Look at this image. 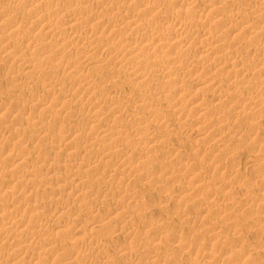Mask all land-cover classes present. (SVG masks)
Instances as JSON below:
<instances>
[{"label": "rangeland", "instance_id": "rangeland-1", "mask_svg": "<svg viewBox=\"0 0 264 264\" xmlns=\"http://www.w3.org/2000/svg\"><path fill=\"white\" fill-rule=\"evenodd\" d=\"M86 1L87 0H43L40 4L30 6L27 0H22V2L21 0H0V96L4 100V103L0 106V137L4 134L7 136L5 140L7 145L5 144L4 146H7L6 150H12L8 152L4 150L3 153L0 151V169L2 171L0 173V209L4 206L9 207L12 204L21 207L22 209L16 211L15 214L17 217L13 220H18L23 223V226L18 232H13V229L10 230L6 228L4 225L6 220L1 218L3 215H0V225H2L0 228H3L2 232L0 229V240H2L0 241V255H2L0 256V264H33L35 260L28 261L29 259L25 258L26 254L28 255L29 253H35L33 257H36V255L41 257L45 256L44 258H46V256L49 257L47 264H65L67 261L66 264H80L83 261L82 264H252L253 261L254 264H264L263 255H260L261 260L255 261L253 255L249 252L258 242L260 234L264 238V229L257 232L259 226L255 225L256 222L252 221L255 218H260V221L264 223V214L262 213L263 215H259L260 211L263 212L262 210H264L260 207L258 202V199L263 194L260 189L261 185L249 179L260 171H264V166H262V164L264 165V141L258 140L259 135H264V114H257L256 111H258V107H255L260 99L264 100V60L262 56L259 55L261 54L260 49L264 48V23L261 24L262 26H259L260 28H256L258 24L255 22V14L253 15L252 12L247 10L254 5L259 8L263 0H261L262 2H260V0H226L224 4L214 5V7L218 8L221 12L218 13L217 10L216 13H218V16L216 18H212L214 17L213 10L208 13L207 19L203 17L205 28H210L212 33L219 32V36L212 37L205 41L206 44L218 48L219 52L214 54H218L219 56L221 54L218 67H214L212 60H203L198 57L200 56L199 51H197L198 45L196 47L191 43L188 47H183V45L180 44L178 47H174L173 50L175 51L172 54L167 51L159 53L152 49L149 51L143 50L141 52L142 57H140L139 60L148 58L156 59L159 66V68H156L160 70L158 73L155 72V74L154 72L151 73L142 70L138 76L134 74L133 71L136 70L134 65L137 64L139 60L135 57V59L132 57L119 58L120 55L126 54L125 50H123V52L121 49L118 51L119 53L117 55L111 57V59L115 58L117 62L110 59V61H104L105 63L103 64L100 62L103 56H98L95 51H93V53H88L87 59L89 60L86 61L87 63L83 64L80 72L73 74L62 65L63 58L66 54L70 55L72 52H75L77 48L81 49V45L70 43L66 47L65 43H58L56 37L61 33H65V31L81 32L91 28L88 20L83 21V24L81 23L79 26L71 27L70 30L67 29L66 23L72 18L82 14L81 6H90V13L98 14L100 9L97 6L106 3L109 6L107 10H112V19L105 16L104 13H102V18H106L108 22L115 21H113L112 24L116 23V28L112 27V29L116 30L120 39L130 36L131 31L125 28L122 29L123 31L120 30V27L125 21H127V24L135 23V25L138 26V34L140 32V35L144 38L149 37L151 41H154L157 37H161L160 35L169 38L170 35L175 32L170 30L165 22L170 17L173 18L174 16V18L180 16L178 20H182L184 15H186L185 18L187 21L185 22L187 31L185 30L184 37L188 39L190 35L195 34L194 31L197 30V28L193 29L190 27V23H193L192 21L194 20L193 12L196 7L187 11L182 10L179 5L177 6L178 0H139V2L137 0H132L130 3L129 0ZM123 2L126 3V5ZM139 3L143 6L146 5L147 8L151 6V9L146 11L147 8L139 5ZM64 6L68 8L65 9ZM128 6H130V8ZM111 7L114 8L112 9ZM233 7L239 8V12H232ZM121 8L123 9L121 10ZM174 8L175 10H173ZM57 9H59V11H57ZM76 9L78 12L74 11ZM126 10L128 11L127 13ZM134 10L137 13L134 12ZM243 10L245 12H243ZM161 11L163 12L162 14ZM139 12L142 13L140 14ZM179 12H181V15ZM262 12L260 8V12H258L259 14L257 15L262 16ZM2 13H4V15ZM69 13L71 15L70 17ZM43 14L53 15V20L49 22V25H46V27L49 26L48 29L43 25L44 22H42L41 18ZM5 15L7 16L4 17ZM131 15L134 18H132ZM244 16H246L247 19L244 20L245 23H243L245 25L243 24L242 27L240 23H242L241 19ZM143 17H145V19H142ZM262 18L264 19V17ZM235 19L238 21L236 22ZM190 20L191 22L189 23ZM253 23H255V25ZM15 24H17L18 27L14 31L8 29ZM235 26L242 29L241 32L238 31L232 35L231 32ZM142 27L143 29H141ZM246 29L247 31L249 29L252 33L249 31L247 32ZM120 31L122 33H120ZM220 33L222 35H220ZM52 34L55 35L53 36ZM101 34L99 32L96 33L95 29L88 32V47L92 44L90 41L94 42L92 44L94 45L99 40L100 41L96 43V45L104 46L107 44L106 46L108 47L114 45L115 49L120 47L116 40L111 38V41L110 37ZM46 45L48 46L45 47ZM52 46L54 47L52 48ZM221 50H225L223 51L224 54ZM228 52L232 53L230 58L233 56L236 57L232 59L235 60V63L237 62L235 67H231L228 64L229 61L232 62L231 59L229 60ZM150 54H160V58L158 55L157 59L155 56H150ZM192 55V59H189ZM6 57H10L9 59H12L11 62L5 60ZM172 57L175 58L172 59ZM260 57L262 60H260ZM26 60L31 61L27 67L20 65ZM176 60L180 63L176 62ZM193 60L194 69L187 70L183 68L187 64L186 62H191ZM125 61H127V63H125ZM129 62H131V64ZM101 65L104 66H102V69L101 67L99 68ZM222 66L223 69H221ZM92 68L93 70H91ZM236 68H242L243 74L237 75L235 73ZM128 69L130 71H128ZM89 70L95 72L93 73L90 71L87 73ZM126 70L128 72H126ZM115 71L116 73H114ZM94 75L96 77L98 76L97 81ZM213 75L214 78L219 81L215 91L199 87V85L203 84L207 76L213 77ZM104 78L107 80L111 78V80L107 81L104 80ZM85 79L87 81L92 80V82L94 79V83H96L94 84L95 89H93L94 95L96 97L100 95L101 97L98 98L105 103L106 107L116 101L114 105H110L107 109H104V111H108H106L107 114L105 113L103 115L101 111H92V109L87 108V105L92 101L88 99V97L86 98L81 95L74 94L72 103L64 106H61L59 101H56L57 97L60 98V93L58 91L68 88L69 81L71 82L72 80L76 82L78 80L81 82V80L86 81ZM114 82L117 84L115 85ZM167 82L170 84L165 91V102L149 96L147 92L148 89L155 86L160 90ZM194 84H196V86ZM188 88H197L195 96H197V98L199 97V99L201 98L202 101H206L209 107L201 109L200 111H195L192 107H189L188 104L190 101L186 102L179 97L180 95H176L177 93L183 95L187 92ZM167 91H169V93ZM215 94L219 95V100L217 101L214 100ZM31 95H36L37 97L35 99L29 98ZM12 102H18L23 106L21 108H13ZM174 102L176 104H174ZM247 103L250 104L247 105ZM143 105H151V107L148 108L150 111L146 113L144 110L140 111V106ZM113 106H115V108ZM207 108H211V110ZM113 109H115V112ZM176 109L180 110L181 115L178 119L170 118L171 121L168 122L169 126L166 125L165 128L161 127L160 129L161 125L156 126V124L150 122V113L156 114L157 112L164 115L166 114L167 119H169V114L171 116ZM254 109H256L255 113ZM110 112L114 113L111 114ZM99 113L101 115H99ZM184 113H188V115ZM184 115L186 116L184 117ZM175 120H177V122ZM63 126L65 127L62 128ZM141 126L146 130H155V132H158L156 133L158 135L152 136V138L149 137L147 133L142 132V130L138 132ZM220 126L222 127L221 129L219 128ZM216 127L220 129L221 134L219 132V135L215 134ZM16 128H23V134L25 135L27 133V136H22L20 137L21 139L18 138L19 140L13 141L15 139L12 140L11 138L16 137L13 136ZM156 129H158V131H156ZM102 130H105V133L109 136L122 137L123 140L119 143L118 149L111 147L106 148V146L110 144L108 143L109 140L106 141L107 138L101 137ZM40 131L42 135L39 134ZM115 132H117V134ZM69 134H71V136ZM163 134L164 137H161ZM10 135L12 136L11 138ZM36 136L39 137L37 138ZM26 137L27 139L25 140ZM68 137H70V139ZM91 137L93 138L91 139ZM153 142L155 144H153ZM162 144L164 146H162ZM171 146H175L176 149H178L177 154L173 156L165 154L167 149ZM178 147H180V150ZM83 149L93 150L98 155L102 156L105 154L109 155V157H107V159H102L101 162L90 168H93L91 172H88V167L90 166L87 162V157L79 155ZM149 149L150 151H148ZM212 150L214 152L222 150L221 156H215ZM120 155H124L125 157L122 161L124 169H113L112 167L111 170L113 169V171L111 173L102 175V165L117 161ZM186 158H190L191 160L195 159V161H190L191 164L185 172H180L178 175L174 174L173 172L176 170V164ZM32 161L38 162L39 164L31 169L29 168V164ZM161 164L163 165L162 168ZM215 165L218 167L220 166L219 170L221 175L219 173H214ZM59 166L63 168V172L62 169H59ZM64 168H66V170ZM172 170L173 172H171ZM69 171L70 174H68ZM5 174L6 176H3ZM7 174L11 176L12 179L14 177L15 181L13 182L14 186L16 185L15 188L9 186V189L7 186L6 180L9 178ZM197 176L198 179L203 176L208 179L203 182H196ZM118 178L122 181V185L117 181ZM18 182L20 183L19 186ZM211 184H217V187L220 186L218 197H220V199L225 198L224 201L226 202L222 207H219L220 209L214 207L213 204H210L208 201H203L204 199L200 196L203 194L199 191L200 188L198 191H195L199 186H211ZM183 192L186 193L187 197ZM243 193L245 196H242ZM56 194L61 196V200L55 199L56 196L54 195ZM238 197L241 198L239 199ZM245 197L247 200L244 199ZM251 197L253 199H251ZM17 201L18 203L16 204ZM41 201H43V203L45 202L44 204H49V201L56 202L54 203L55 206L53 202H50V205L52 204L51 206H53L52 208L55 209V214L54 212L49 213L47 211L48 208L44 210L42 208L37 209L35 210L36 213L30 211L31 208L43 204ZM263 204L264 203H262V205ZM25 205H27V207H25ZM237 206H240V209L236 208ZM203 207L208 208L210 212H214L209 214L214 215L218 213L216 226L221 228L219 229L218 227L215 231L218 239L212 241V243H210V241L209 243L207 242L206 248L204 247L205 244H201L202 240L205 239H198L196 237L195 240L193 239L192 242L189 241V244L187 243L186 248L188 249L179 250L178 242L189 232L190 234L193 232L194 234H191L193 236L200 235L208 238L207 227L205 224L203 225V223H207L210 218L208 217V213H204ZM212 207L214 208L212 209ZM229 207L230 209H228ZM257 208L259 209L257 210ZM213 210H216V212ZM4 212L6 211H3V213ZM1 213L2 212H0V214ZM122 213L125 216L124 219L121 218ZM39 214L42 215L39 216ZM55 215L58 216L56 217ZM227 217L229 219L225 221ZM248 218H250L251 221ZM191 219L194 220L190 221ZM200 219H202L203 223H198L197 220ZM205 219L207 220L204 221ZM40 221L41 223L43 221V225L45 226H43L44 228L40 226L41 231L39 229ZM238 223L240 224L237 225ZM235 224L237 225L235 227L237 228L236 230H240L241 232L239 237L234 235V228L231 227ZM37 225L38 228L36 227ZM136 228H139V231L134 234ZM6 229L9 232L6 231ZM231 229H233V231H231ZM17 233H19L18 236ZM5 237H7V239ZM26 237L29 238L27 239ZM16 239L20 244L15 247L14 244L17 241L14 240ZM29 240H33L34 244H31ZM149 243L151 245H149ZM47 244L49 245L47 246ZM219 244L221 246H219ZM21 245L22 247H27L25 249V255L21 257V259H19V257L17 260H12L15 256L19 255L17 250ZM68 245L71 246L68 247ZM216 245L219 247L218 249ZM54 246L56 248H54ZM208 248L210 249L207 250ZM83 250L85 253H89L86 254L87 257L89 256L91 259L87 258L90 262L87 259L82 261V259L79 258ZM73 251L78 252L79 256L73 257L71 261L67 260L70 257V253L71 255L74 253ZM207 253H210V255ZM7 254L9 255L8 257ZM240 254L243 256L241 257ZM10 255L13 257H10ZM62 258L63 260L64 258L67 259L63 261ZM212 258H214V261H212Z\"/></svg>", "mask_w": 264, "mask_h": 264}, {"label": "bare ground", "instance_id": "bare-ground-1", "mask_svg": "<svg viewBox=\"0 0 264 264\" xmlns=\"http://www.w3.org/2000/svg\"><path fill=\"white\" fill-rule=\"evenodd\" d=\"M2 1V0H1ZM16 1V0H15ZM28 1V3H29V5L31 6V5H35V4H40L43 0H27ZM87 1H89V0H87ZM86 1V2H87ZM104 1H107V0H104ZM119 1V0H118ZM132 0H129V3L131 2ZM138 2H139V0H137ZM137 1H136V4H137ZM141 1V0H140ZM172 1H175V0H172ZM177 1V0H176ZM245 1V0H244ZM20 2V1H19ZM21 2H22V0H21ZM46 2V1H45ZM62 2V1H61ZM109 2V1H108ZM117 2V1H116ZM115 2V3H116ZM135 2V1H134ZM144 2V1H143ZM149 2V1H148ZM178 3H177V6L179 5V7L182 9V10H185V11H187V10H189V9H192L193 7L195 8L196 7V9L194 10V12H193V15H194V20L192 21L193 23H190L191 22V20L189 21V23H190V27H192L193 29L194 28H197V30L196 31H194L195 32V34H191L190 35V38H188V39H186L184 36H185V32L187 31V26L185 25V22H187L186 21V18H185V16L186 15H184V22L182 21V20H178V18L180 17V16H178V18H172V17H168L169 19L165 22V24H167V26L170 28V30H173L175 33L174 34H171L170 35V37L169 38H166V37H163V35H160L161 37H157L154 41H151L150 40V38L149 37H146V38H144L142 35H140V32H139V34H138V26H136L135 25V23H130V24H127L126 22L127 21H125V23H123V25L120 27V30H122L123 28H125V29H127L128 31H131L130 32V36L129 37H127V38H125V37H123V39H120V36H118V33H116V30H114V29H112V27H115V25H116V23L115 24H112V22L114 21H111V22H108V20L106 19H104V18H102L103 16V14L102 13H104L105 14V16H108L109 18H111L112 19V16H111V11L112 10H110V11H108L107 9H108V5L105 3V4H100V5H98L97 7L100 9V12L98 13V11H97V13L98 14H93V13H90L91 12V7L90 6H87V5H84L83 7L81 6V11H82V14L81 15H77L78 17H75V18H72L71 20H69L68 21V23H66V25H67V29H71V27H73V26H79V24H83V21H89V26L91 27V28H88L87 30H84V31H65V33H61V34H59L56 38L58 39V43H60V44H62V43H65L66 44V47H67V45L68 44H70V43H74V44H76V45H81L80 47H81V49H76V51L75 52H72V54H70V55H65V57L63 58V62H62V65H64L65 66V69H67V70H69V71H71V73H73V74H76V73H78V72H80L81 71V67L83 66V64H85V63H87L86 61L87 60H89V59H87V54L88 53H93V51H95V52H97V54H98V56L100 55V56H103V58H102V60L100 61V60H98V61H100V62H102V64L103 63H105L104 61H110V59H111V57H113V56H115V55H117L119 52V50L121 49V51H123V50H125V53L126 54H122V55H120L119 56V58H122V57H132L133 59H137V60H139V58L140 57H142L141 56V52L144 50V51H149V50H155V51H157V52H159V53H164V52H169L170 54H172L175 50H173L174 49V47L175 46H177L178 47V45H180V44H182L183 45V47H188L191 43L193 44V46H196L197 47V45H198V48H197V51H199V54H200V56H198V57H200V58H202L203 60L205 59H209V61H211L212 60V63H213V65H214V67L216 66V67H218V62H219V60H220V58H221V54H220V56L217 54V55H214V54H216V52H219L218 51V48L217 47H212V46H210V44H206V42L205 41H207V40H209L210 38H212V37H217V36H219V32L218 33H212V31L210 30V28L208 29V28H205L204 27V21H203V17L204 18H206L207 19V16H208V13H210L212 10L214 11L213 12V16L214 17H212L213 19L214 18H216L217 16H218V13L220 12V10H218V8H215L214 7V5L215 4H224V2L226 3V0H178L177 1ZM260 2H262L261 0H260ZM78 3V2H77ZM102 3H103V1H102ZM119 3V2H118ZM124 3V2H123ZM133 3V2H132ZM159 3V2H158ZM258 3H259V1H258ZM67 4H69V3H67ZM86 4V3H85ZM125 5H126V3H124ZM123 4V5H124ZM148 4V3H147ZM150 4V3H149ZM229 4V3H228ZM110 5V4H109ZM120 5V4H119ZM139 5H141L140 3H139ZM151 5V4H150ZM231 5H232V3H231ZM7 6V5H6ZM68 6V5H67ZM115 6H116V4H115ZM133 6V5H132ZM131 6V7H132ZM138 6V5H137ZM141 6H143V5H141ZM154 6H156V5H154ZM159 6V5H158ZM162 6V5H161ZM228 6V5H227ZM255 6V5H254ZM249 7L250 9H247V10H249V12H252V14L254 15L255 14V22L258 24L257 26H256V28H260L259 26H262L261 24H263L264 23V19L262 18V17H264L263 15H264V0H263V2L261 3V5H260V7L258 8L257 6H255V7ZM8 7H9V5H8ZM65 7V6H64ZM119 7V6H118ZM129 8H130V6H128ZM144 8H147V6L146 5H144L143 6ZM151 7V6H150ZM147 8L146 9V11H148V9H151V8ZM160 7V6H159ZM237 7V6H236ZM238 7H241V6H238ZM59 8V7H58ZM66 8H68V7H65V9ZM73 8V7H72ZM97 8V9H98ZM112 9L114 8V7H111ZM141 8V7H140ZM153 8V7H152ZM227 8H229V7H227ZM248 8V7H247ZM260 8H261V10L263 11L262 12V16H260V15H257V14H259L258 12H260ZM60 9V8H59ZM59 9H57V11H59ZM64 9V10H65ZM118 9V8H117ZM120 9V8H119ZM123 8H121V10H122ZM159 9V8H158ZM61 10V9H60ZM115 10V9H114ZM136 10V9H135ZM134 10V12H136ZM154 10V9H153ZM155 10H156V8H155ZM171 10V9H170ZM173 10H175V8L173 9ZM217 10H218V13H216L217 12ZM233 10V11H232ZM232 10H230V11H232V12H239V8H232ZM74 11H77V9L76 10H74ZM5 12V11H4ZM7 12V11H6ZM17 12V11H16ZM54 12V11H53ZM61 12V11H60ZM64 12V11H63ZM78 12V11H77ZM77 12H75V13H77ZM128 11L126 10V13H127ZM243 12H245L244 10H243ZM42 13H44V12H42ZM55 13V12H54ZM59 13V12H58ZM137 13V12H136ZM140 14L142 13V12H139ZM149 13V12H148ZM163 12L161 11V14H162ZM181 12H179V14H180ZM221 13V12H220ZM229 13V12H228ZM3 15H4V13H2ZM6 14V13H5ZM10 14V13H9ZM51 14V13H50ZM72 14V13H71ZM74 14V13H73ZM101 14V15H100ZM122 14V13H121ZM129 14V13H128ZM143 14H144V12H143ZM151 14V13H150ZM165 14V13H164ZM171 14H172V12H171ZM178 14V13H177ZM178 14V15H179ZM230 14V13H229ZM125 15H127V14H125ZM124 15V16H125ZM156 15V14H155ZM181 15V14H180ZM222 15V14H221ZM220 15V16H221ZM231 15H232V13H231ZM240 15V14H239ZM2 16V15H1ZM7 15H5L4 17H6ZM25 16V15H24ZM65 16V15H64ZM67 16V15H66ZM71 15H70V13H69V17H70ZM104 16V17H105ZM119 16V15H118ZM165 16V15H164ZM163 16V17H164ZM168 16V15H167ZM166 16V17H167ZM173 16V15H172ZM177 16V15H176ZM224 16V15H223ZM242 16H243V13H242ZM3 17V18H4ZM52 17H53V15H49V14H43L42 16H41V18H42V22H44V24L43 25H45V28L46 29H48L49 28V26H47L46 27V25H49V22H51L53 19H52ZM74 17V16H73ZM114 17V16H113ZM121 17V16H120ZM131 17H132V15H131ZM130 17V18H131ZM137 17H139V16H137ZM165 17V18H166ZM229 17V16H228ZM235 17V16H234ZM9 18V17H8ZM55 18V17H54ZM67 18V17H66ZM119 18V17H118ZM123 18V17H122ZM132 18H134V17H132ZM239 18V17H238ZM250 18V17H249ZM19 19V18H18ZM17 19V20H18ZM125 19V18H124ZM127 19V18H126ZM137 19V18H136ZM136 19H134L135 21H137ZM142 19H145V17H143ZM147 19V18H146ZM162 19H164V18H162ZM245 19H247L246 18V16H244L241 20H242V23H240V26L242 25V27H243V24L245 23ZM251 19V18H250ZM253 19V18H252ZM116 20V19H115ZM119 20H120V18H119ZM141 20V19H140ZM160 20H161V17H160ZM165 20V19H164ZM216 20V19H215ZM225 20V19H224ZM223 20V21H224ZM249 20V19H248ZM23 21V20H22ZM58 21V20H57ZM118 21V20H117ZM213 21V20H212ZM211 21V22H212ZM233 21H234V19H233ZM235 21H236V19H235ZM238 21V20H237ZM236 21V22H237ZM250 21V20H249ZM248 21V22H249ZM17 22H19V21H17ZM115 22V21H114ZM139 22V21H138ZM163 22V21H162ZM232 22V21H231ZM241 22V21H240ZM244 22V23H243ZM247 22V23H248ZM48 23V24H47ZM121 23V22H120ZM188 23V24H189ZM206 23V22H205ZM220 23V22H219ZM222 23V22H221ZM225 23V22H224ZM228 23V22H227ZM226 23V24H227ZM250 23V22H249ZM52 24V23H51ZM112 24V25H111ZM118 24V23H117ZM136 24H137V22H136ZM143 24V23H142ZM238 24H239V22H238ZM254 25H255V23H253ZM38 25V24H37ZM138 25V24H137ZM208 25V24H207ZM228 25H229V23H228ZM245 25V24H244ZM40 26V25H39ZM65 26V25H64ZM81 26V25H80ZM140 26H141V24H140ZM139 26V27H140ZM147 26V25H146ZM227 26V25H226ZM225 26V27H226ZM18 27V25L17 24H15V25H12L10 28H8V29H10V30H12V31H14L16 28ZM25 27V26H24ZM51 28V27H50ZM54 28V27H53ZM116 28V27H115ZM146 28V27H145ZM144 28V29H145ZM148 28V27H147ZM224 28V27H223ZM73 29V28H72ZM96 30V33L97 32H99L101 35H105V36H107V37H110V40H111V38L113 39V40H116L118 43V45L121 47H118V49H115V47H114V45L113 46H106L107 44H103L104 46H100V45H96V43H98V42H96V40H95V44L94 45H92L94 42H91L90 41V43H92L91 44V46L90 47H88L89 46V42H88V39H89V36H88V32H91V31H93V30ZM141 29H143V27L141 28ZM189 29V28H188ZM191 29V28H190ZM241 29L242 28H240V27H237V26H235V28H233L232 30V32H231V34L233 35V34H235L236 32H241ZM62 30H63V28H62ZM75 30V29H74ZM80 30V29H79ZM82 30V29H81ZM186 30V31H185ZM258 30V29H257ZM44 31V30H43ZM123 31V30H122ZM143 31V30H142ZM221 31V30H220ZM245 31V30H244ZM246 31H247V29H246ZM248 31H249V29H248ZM247 31V32H248ZM256 31V30H255ZM259 31V30H258ZM59 32V31H58ZM150 32H152V31H150ZM157 32H159V31H157ZM164 32V31H163ZM188 32H190V31H188ZM223 32V31H222ZM250 32V31H249ZM262 32V31H261ZM49 33H50V31H49ZM49 33H47V34H49ZM120 33H122L121 31H120ZM156 33V32H155ZM161 33V32H160ZM159 33V34H160ZM226 33V32H225ZM245 33V32H244ZM250 33H252V32H250ZM16 34V33H15ZM56 34V33H55ZM54 34V35H55ZM91 34V33H90ZM144 34V33H143ZM241 34V33H240ZM260 34V33H259ZM53 35V34H52ZM53 35V36H54ZM125 35H126V32H125ZM156 35H158V34H156ZM188 35V34H187ZM220 35H222L221 33H220ZM239 35V34H238ZM51 36V35H50ZM93 36V35H92ZM97 36V35H96ZM154 36V35H153ZM166 36V35H165ZM255 36V35H254ZM52 37V36H51ZM260 37V36H259ZM264 37V36H263ZM55 38V39H56ZM96 38V37H95ZM1 39H3V38H1ZM91 39V38H90ZM97 39V38H96ZM100 39V38H99ZM165 39V40H164ZM102 40V39H101ZM105 40V39H104ZM264 40V39H263ZM5 41V40H4ZM107 41H108V38H107ZM107 41H106V43H107ZM112 41V40H111ZM217 41V40H216ZM216 41H212V42H216ZM1 42V41H0ZM105 42V41H104ZM110 42V41H109ZM211 42V43H212ZM59 44V45H60ZM110 44V43H109ZM115 44V43H114ZM72 45V44H71ZM116 45V44H115ZM48 45H46L45 47H47ZM54 46H52V48H53ZM74 47H76V46H74ZM191 47V46H190ZM51 48V49H52ZM176 48V47H175ZM261 48V47H260ZM11 49V48H10ZM20 49H22V48H20ZM43 49V48H42ZM48 49V48H47ZM50 49V50H51ZM74 49V50H75ZM199 49V50H198ZM264 49V48H263ZM263 49H260V52H261V54H259L260 56H262V59L264 60V52H263ZM49 50V51H50ZM196 50V49H195ZM4 51V50H3ZM17 51V50H16ZM15 51V52H16ZM54 51V50H53ZM186 51V50H185ZM222 51V50H221ZM223 51H225V50H223ZM222 51V52H223ZM46 52H48V51H46ZM59 52V51H58ZM61 52V51H60ZM124 52V51H123ZM263 52V53H262ZM180 53V52H179ZM195 53V52H194ZM229 53V52H228ZM55 54V53H54ZM121 54V53H120ZM155 54V53H154ZM170 54H167V55H170ZM223 54H224V52H223ZM232 53L230 52L229 53V60L231 59H235L236 57L235 56H233V57H231L230 58V55H231ZM239 54V53H238ZM155 56L156 58H157V55H153V54H150V56ZM160 55V54H159ZM158 55V56H159ZM178 55V54H177ZM198 55V54H197ZM258 55V54H257ZM6 56V55H5ZM4 56V57H5ZM60 56V55H59ZM94 56V55H93ZM172 56V55H171ZM174 56V55H173ZM3 57V58H4ZM90 57V56H89ZM95 57V56H94ZM135 57V58H134ZM145 57V56H144ZM148 57V56H147ZM146 57V58H147ZM170 57V56H169ZM177 57V56H176ZM191 58H189V59H192V57H193V55L192 56H190ZM197 57V56H196ZM241 57V56H240ZM7 58V57H6ZM5 58V60H7L8 62H11V60L9 59V58H7L6 59ZM90 58H92V57H90ZM159 58H160V56H159ZM175 58V57H174ZM173 57H172V59H174ZM223 58V57H222ZM239 58V57H238ZM57 59V58H56ZM100 59V58H99ZM118 59V58H117ZM158 59V58H157ZM165 59V58H164ZM163 59V60H164ZM188 59V60H189ZM197 59V58H196ZM202 59H201V61H202ZM261 59V57H260V60H262ZM92 60H94V59H92ZM96 60V61H97ZM112 61L113 60H115L116 61V59L115 58H113V59H111ZM136 60V61H137ZM162 60V61H163ZM166 60V59H165ZM214 60V61H213ZM18 61V60H17ZM97 61V62H98ZM198 61V60H197ZM201 61H199V62H201ZM6 62V61H5ZM7 62V63H8ZM30 60H26V61H24V62H22V64H20V65H22L23 67H27L28 66V64H30ZM93 62H95V61H93ZM117 62V61H116ZM132 62V61H131ZM131 62H129L130 64H131ZM161 62V61H160ZM172 62H173V60H172ZM176 62H178V63H180L178 60H176ZM189 62V61H188ZM186 62L187 64L184 66V63H183V68H185V69H187V70H192V69H194V60L193 61H191V62ZM198 62V63H199ZM259 62V61H258ZM17 63V62H16ZM112 63H114V62H112ZM121 63V62H120ZM125 63H127V61H125ZM135 63V62H134ZM196 63V62H195ZM203 63V62H202ZM205 63V62H204ZM237 63V62H236ZM235 63V60H232V62H228V64L231 66V67H235L236 64ZM263 63H264V61H263ZM4 64V63H3ZM91 64V63H90ZM93 64V63H92ZM95 64V63H94ZM98 64V63H97ZM108 64V63H107ZM123 64V63H122ZM121 64V65H122ZM165 64H167V63H165ZM227 64V65H228ZM96 65V64H95ZM100 65V64H99ZM106 65V64H105ZM116 65V64H115ZM120 65V66H121ZM174 65V64H173ZM16 66H17V64H16ZM61 66V65H60ZM85 66V65H84ZM102 66L103 65H101V66H99V68L101 67V69H102ZM119 66V67H120ZM130 66V65H129ZM132 66V65H131ZM135 67H136V70H134L133 72H134V74H136L137 76L139 75V73H141V71L143 70V71H145L146 70V72L147 71H149V72H151V73H153L154 72V74H155V72H159V70L160 69H157L156 67H158L159 68V66H158V61L156 60V59H140L139 61H138V63L137 64H135L134 65ZM160 66H161V64H160ZM204 66V65H203ZM30 67V66H29ZM28 67V68H29ZM87 67V66H86ZM92 67V66H91ZM90 67V68H91ZM104 67V66H103ZM107 67V66H106ZM116 67V66H115ZM114 67V68H115ZM122 67H123V65H122ZM125 67V66H124ZM170 67V66H169ZM196 67V66H195ZM259 67V66H258ZM64 68V67H63ZM89 68V69H90ZM97 68V67H96ZM98 68V69H99ZM109 68V67H108ZM107 68V69H108ZM163 68H164V66H163ZM213 68V67H212ZM23 69V68H22ZM84 69V68H83ZM106 69V68H105ZM196 69V68H195ZM201 69V68H200ZM214 69V68H213ZM221 69H223V66H222V68ZM87 70V69H86ZM91 70H93V68L91 69ZM91 70H89V71H87V73L88 72H90ZM116 70V69H115ZM165 70V69H164ZM175 70V69H174ZM197 70V69H196ZM27 71V70H26ZM118 71V70H117ZM128 71H130L129 69H128ZM127 70H126V72H128ZM200 71V70H199ZM91 72H95V71H91ZM110 72V71H109ZM132 72V73H133ZM172 72V71H171ZM197 72V71H196ZM243 69L242 68H236V70H235V73L238 75H242L243 73ZM97 73V72H96ZM104 73V72H103ZM114 73H116V71L114 72ZM143 73V72H142ZM163 73H164V71H163ZM92 74V73H91ZM145 74V73H144ZM150 74V73H149ZM148 74V75H149ZM169 74V73H168ZM172 74V73H171ZM185 74H186V72H185ZM193 74H194V72H193ZM209 74V73H208ZM96 75V74H95ZM94 75V76H95ZM133 75V74H132ZM135 75V76H136ZM147 75V74H146ZM162 75V74H161ZM231 75H232V73H231ZM257 75V74H256ZM96 77V76H95ZM95 77H93V78H95ZM98 77V76H97ZM96 77V81H97V78ZM140 77V76H139ZM181 77V76H180ZM230 77V76H229ZM232 77V76H231ZM251 77V76H250ZM71 78V77H70ZM135 78V77H134ZM146 78V77H145ZM144 78V79H145ZM191 78V77H190ZM261 78V77H260ZM67 79H68V77H67ZM116 79V78H115ZM127 79V78H126ZM139 79H141V78H139ZM143 79V78H142ZM231 79V78H230ZM258 79V78H257ZM86 80V79H85ZM104 80H107L106 78H104ZM103 80V81H104ZM110 80H111V78H110ZM110 80H107V81H110ZM146 80V79H145ZM148 80V79H147ZM101 81V80H100ZM165 81V80H164ZM180 81V80H179ZM184 81V80H183ZM53 82V81H52ZM118 82V81H117ZM143 82V81H142ZM144 82H146V81H144ZM182 82V81H181ZM219 81H217L215 78H214V75H213V77H211V76H207L206 78H205V80L203 81V84L202 85H199V87H202L203 89H208V90H211V91H215L216 90V88H217V84H219L218 83ZM255 82V81H254ZM107 83V82H106ZM159 83H160V81H159ZM179 83V82H178ZM177 83V84H178ZM94 84H96V83H94V79H93V82H92V80H89V81H83V80H81V82L80 81H76V82H73L72 80H71V82L69 81V86H68V88H66V89H62V90H59L58 92L60 93V98L59 97H57V99H56V101H59V104L61 105V106H64V105H68V104H70V103H72V101L74 100L73 99V95L74 94H76V95H81V96H84V97H88V99H90L92 102L89 104V105H87L86 107L87 108H90V109H92V111L93 110H96V111H101L102 112V114L104 115L105 113L107 114V112L106 111H104V109H107V107H109L110 105L112 106V105H114L115 103H116V101L115 102H113L112 104H110L109 106H105V103L100 99V98H98V97H101L100 95H98L97 97L94 95V92H93V89H95L94 87ZM114 84H115V82H114ZM113 84V85H114ZM117 84V83H116ZM115 84V85H116ZM142 84H144V83H142ZM166 84V83H165ZM169 82H167V84L165 85V86H163V88L162 89H160V90H158L157 89V87H155V86H153V85H151V86H153V87H151L150 89H148L147 90V92H148V94H149V96L151 97V98H155V99H157V100H161L162 102H165V91L168 89V87H169ZM180 84V83H179ZM178 84V85H179ZM197 84V83H196ZM196 84H194L195 86H196ZM259 84V83H258ZM99 85L101 86V84L99 83ZM102 85H103V83H102ZM168 85V86H167ZM261 85V84H260ZM49 86V85H48ZM99 86V87H100ZM17 87V86H16ZM105 87V86H104ZM113 87V86H112ZM150 87V86H149ZM178 87V86H177ZM189 87V86H188ZM187 88V87H186ZM106 89V88H105ZM114 89H115V86H114ZM196 89L197 88H195V89H189L188 88V90H187V92L186 93H184L183 95L182 94H176L177 96L178 95H180L179 97L182 99V100H184V101H190V103L188 104L189 105V107L191 108H193L195 111L197 110V111H200L201 109H204V108H206V107H209L208 105V103H206V101H202V99L200 98L199 99V97L197 98V96H195V91H196ZM254 89V88H253ZM103 90V89H102ZM116 90H117V87H116ZM177 90V89H176ZM185 90V91H186ZM263 90V89H262ZM18 91V90H17ZM24 91V90H23ZM98 91V90H97ZM96 91V92H97ZM146 91V90H145ZM181 91H184V90H181ZM264 91V90H263ZM19 92V91H18ZM116 92V91H115ZM168 93H169V91H167ZM178 92H180V91H178ZM210 92V91H209ZM52 93V92H51ZM55 93V92H54ZM108 93V92H107ZM96 94V93H95ZM261 94V93H260ZM22 95V94H21ZM55 95V94H54ZM57 95V94H56ZM232 95V94H231ZM230 95V96H231ZM258 95V94H257ZM256 95V96H257ZM261 95H263V94H261ZM117 96V95H116ZM176 96V97H177ZM255 96V95H254ZM259 96V95H258ZM257 96V97H258ZM26 97V96H25ZM37 96L36 95H31L29 98H33V99H35ZM79 97V96H78ZM174 97V96H173ZM183 97V98H182ZM214 97H215V101H217V100H219V95L218 94H215L214 95ZM38 98H40V97H38ZM49 98V97H48ZM103 98V97H102ZM233 98V97H232ZM255 98V97H254ZM59 99V100H58ZM61 99V100H60ZM73 99V100H72ZM260 99V98H259ZM40 100V99H39ZM80 100V99H79ZM104 100H105V98H104ZM120 100H121V98H120ZM167 100V99H166ZM172 100V99H171ZM252 100V99H251ZM37 101V100H36ZM41 101H45V100H41ZM124 101V100H123ZM147 101H149V100H147ZM175 101V100H174ZM253 101H254V99H253ZM20 102V101H19ZM32 102H33V100H32ZM40 102V101H39ZM112 102V101H111ZM125 102V101H124ZM160 102V101H159ZM177 102V101H176ZM182 102V101H181ZM252 102V101H251ZM250 102V103H251ZM4 103V100H3V98L0 96V106L2 105ZM22 103V102H21ZM123 103V102H122ZM155 103V102H154ZM168 103V102H167ZM171 103V102H170ZM177 103H179V102H177ZM231 103V102H230ZM249 103V104H250ZM253 103H255V102H253ZM55 104V103H54ZM81 104V103H80ZM118 104V103H117ZM174 104H176L175 102H174ZM182 104V103H181ZM248 103H247V105H249ZM38 105V104H37ZM45 105V104H44ZM83 105V104H82ZM166 105H168V104H166ZM179 105V104H178ZM231 105V104H230ZM23 105L22 104H19L18 102H12V107L13 108H17V107H22ZM39 106V105H38ZM40 106H41V104H40ZM84 106V105H83ZM176 106V105H175ZM211 106V105H210ZM252 106H254V105H252ZM82 107V106H81ZM114 108H115V106H113ZM112 107V108H113ZM117 107V106H116ZM123 107H124V104H123ZM151 107V105H143V106H140V111H143L144 110V112L146 113V112H148V111H150L148 108H150ZM172 107V106H171ZM255 107H258V111H256L257 112V114L258 113H263L264 114V100L262 99H260L259 100V102L258 103H256V105H255ZM19 108V109H20ZM58 108V107H57ZM83 108V107H82ZM122 108V107H121ZM170 108V107H169ZM176 108V107H175ZM85 109V108H84ZM111 109V108H110ZM109 109V110H110ZM193 109H192V111H193ZM207 109H209V108H207ZM206 110V109H205ZM209 110H211V108L209 109ZM255 110L256 109H254V113H255ZM59 111V110H58ZM86 111V110H85ZM113 111L115 112V109H113ZM185 111V110H184ZM37 112V111H36ZM63 112V111H62ZM100 112V113H101ZM114 112H110L111 114H113ZM117 112V111H116ZM186 112V111H185ZM66 113V112H65ZM99 113V115H101ZM142 114V113H141ZM184 114H186V115H188V113H184ZM29 115V114H28ZM150 115V122L151 123H153V124H156V126L157 125H161L160 126V129H161V127H163V128H165L166 127V125H168V122H170L171 121V119H178L179 117H180V115H181V112H180V110L179 109H176L175 111H174V113H172L171 114V116H170V114H169V119H167V117H166V114L164 115V114H162V113H157L156 112V114H154V113H150L149 114ZM168 115V114H167ZM183 115V114H182ZM186 115H184V117L186 116ZM246 115V114H245ZM252 115V114H251ZM45 116V115H44ZM112 116V115H111ZM105 117H106V115H105ZM196 117H197V115H196ZM264 117V116H263ZM101 118H103V117H101ZM115 118V117H114ZM171 118V119H170ZM183 119V118H182ZM264 119V118H263ZM133 120V119H132ZM93 121V120H92ZM101 121H102V119H101ZM173 121V120H172ZM176 122H177V120H175ZM179 121V120H178ZM180 121H181V119H180ZM35 123V122H34ZM97 123H99V122H97ZM213 123V122H212ZM219 123V122H218ZM171 124H172V122H171ZM175 124V123H174ZM15 126V125H14ZM105 126V125H104ZM155 126V125H154ZM169 126V125H168ZM213 126H215V125H213ZM253 126H255V125H253ZM65 126H63L62 128H64ZM66 127H67V125H66ZM234 127V126H233ZM256 127V126H255ZM108 128V127H107ZM134 128V127H133ZM138 128V127H137ZM150 128V127H149ZM158 128V127H157ZM162 128V129H163ZM211 128V127H210ZM215 128V127H214ZM213 128V129H214ZM217 128V127H216ZM220 129L222 128L221 126L219 127ZM219 128H217L216 129V135L218 134L219 135V133H220V129ZM159 129V128H158ZM158 129H156V131H158ZM227 129V128H226ZM26 130V129H25ZM139 130H140V132H141V130H142V132H145V133H147V135H149V137H152V136H156V135H158V134H156V133H158V132H155V130H146V129H144V127H139V129H138V132H139ZM63 131V130H62ZM65 131V130H64ZM115 131V130H114ZM119 131V130H118ZM187 131V130H186ZM190 131V130H189ZM256 131V130H255ZM10 132V131H9ZM23 128H16L15 129V131H14V135L13 136H16V137H12L11 135H10V138L13 140V139H15V140H13V141H16V140H19L18 138H20V137H24L25 135L23 134ZM27 132V131H26ZM41 132V131H40ZM39 132V134H41L42 135V132L40 133ZM67 132H69V131H67ZM102 133H101V137H105V138H107L106 139V141H108L109 140V144L110 145H108V146H106V148L108 147V148H117L118 147V145H119V143L121 142V140H123L122 139V137H117V136H109L107 133H105V130L103 131H101ZM136 132V131H135ZM185 132V131H184ZM219 132V133H218ZM44 133H45V131H44ZM65 133V132H64ZM116 134H117V132H115ZM137 133V132H136ZM163 133V132H162ZM114 134V133H113ZM135 134V133H134ZM161 134V133H160ZM212 134H213V132H212ZM214 134V135H215ZM221 134V133H220ZM264 134V133H263ZM40 135V136H41ZM70 136H71V134H69ZM27 136V135H26ZM161 136V135H160ZM258 136V135H257ZM6 137L7 136H5V134L4 135H2L1 137H0V151H1V153H3V151L4 150H6V147L7 146H4L5 144H6ZM37 137V136H36ZM39 137V136H38ZM37 137V138H38ZM67 137V136H66ZM93 137H94V135H93ZM93 137H91V139L93 138ZM97 137V136H96ZM95 137V138H96ZM148 137V136H147ZM161 137H164V134H163V136H161ZM36 138V139H37ZM69 139H70V137H68ZM99 138V137H98ZM153 138V137H152ZM21 139V138H20ZM27 139V137L25 138V140ZM205 139V138H204ZM29 140V139H28ZM258 140L259 141H264V135H259L258 136ZM9 142V141H8ZM36 142H37V140H36ZM68 143V142H67ZM71 143V142H70ZM95 143V142H94ZM153 144H155L154 142H153ZM7 145V144H6ZM95 145V144H94ZM98 145V144H97ZM150 146V145H149ZM162 146H164L163 144H162ZM148 147V146H147ZM151 147V146H150ZM263 147V146H262ZM56 148H59V147H56ZM105 148V149H106ZM152 148V147H151ZM164 148V147H163ZM179 148V150H180V147H178ZM9 149V148H8ZM11 149V148H10ZM12 149H14V148H12ZM54 149H55V147H54ZM88 149V148H87ZM118 149V148H117ZM114 150V149H113ZM153 150V149H152ZM155 150V149H154ZM203 150H205V149H203ZM202 150V151H203ZM216 150V149H215ZM8 151H12V150H6V152H8ZM81 151V150H80ZM148 151H150V149L148 150ZM201 151V152H202ZM213 151V150H212ZM222 151V150H221ZM221 151L220 150H218L217 152L215 151H213L214 153H215V156H217V157H219V156H221ZM177 152H178V149H176V147L175 146H171V147H169L168 149H167V152L165 153V154H167V155H171V156H173V155H175V154H177ZM5 153V152H4ZM79 153V152H78ZM7 154V153H6ZM76 154V153H75ZM102 154V153H101ZM104 154V153H103ZM124 154V153H123ZM201 154V153H200ZM202 154H203V152H202ZM201 154V155H202ZM77 155V154H76ZM80 156H86L87 157V162L89 163V166L90 167H88V172H91V170L93 169H90L91 167H93V166H95V164H97V163H99V162H101V160L102 159H107V157H109V155H98L95 151H93V150H85V149H83L82 151H81V153L79 154ZM79 155H77V156H79ZM127 155V154H126ZM76 156V157H77ZM257 157V156H256ZM15 158V157H14ZM17 158V157H16ZM124 155H120L119 156V158H117V161H115V162H113V163H111V164H108V163H105V164H103L102 165V168H101V173H102V175H108L109 173H111L112 171H113V169H121V170H123L124 169V167H123V165H122V161L124 160ZM233 158V157H232ZM154 159V158H153ZM152 159V160H153ZM5 160V159H4ZM145 160V159H144ZM155 160V159H154ZM157 160V159H156ZM193 161H195V159H192ZM190 158L189 159H183V160H181V161H179L178 162V164H176V170L173 172V170L171 171V172H173L174 174H176V175H178V174H180V172H185L188 168H189V166H190V164H191V162L190 161H192ZM258 160V159H257ZM261 160V159H260ZM14 161V160H13ZM39 161V160H38ZM151 161V160H150ZM211 161V160H210ZM17 162V161H16ZM74 162V161H73ZM149 162V161H148ZM251 162V161H250ZM255 162V161H254ZM260 162V161H259ZM71 163V162H70ZM164 163V162H163ZM39 163L38 162H31L30 164H29V168H34V167H36L37 165H38ZM14 165H16V164H14ZM13 165V166H14ZM88 165V164H87ZM158 165H160V164H158ZM157 165V166H158ZM208 165V164H207ZM27 166V165H26ZM41 166H42V163H41ZM40 166V167H41ZM62 166V165H61ZM61 166H59V169L61 170L62 169V172H63V168H60ZM74 166V165H73ZM262 166H264L263 164H262ZM113 167V169L111 170V168ZM160 167V166H159ZM163 167V165L161 164V168ZM220 167V166H219ZM218 166H216L215 165V167H214V173L215 174H217V173H219L220 175H221V173H220V168H219ZM57 168V167H56ZM70 168V167H69ZM158 168V167H157ZM222 168V167H221ZM41 169H42V167H41ZM58 169V170H59ZM65 170H66V168H64ZM35 170V169H34ZM64 170V171H65ZM151 170V169H150ZM30 171V170H29ZM68 171V170H67ZM241 171V170H240ZM2 171H1V169H0V173H1ZM5 172V171H4ZM132 172V171H131ZM261 172V171H260ZM258 173V174H256L254 177H250L249 179H250V181H253V182H258L260 185V189H261V191H262V196L258 199V202H259V204H260V207L261 208H263L264 209V204L262 205V203H264V171H262L261 173ZM32 173V172H31ZM31 173H30V175H31ZM53 173H55V172H53ZM58 173V172H57ZM65 173H66V171H65ZM74 173V172H73ZM68 174H70V171H69V173ZM71 174H72V172H71ZM8 175V174H7ZM73 175V174H72ZM75 175V174H74ZM204 175V174H203ZM254 175V174H253ZM3 176H6V174L5 175H3ZM9 176V175H8ZM60 176V175H59ZM199 176V175H198ZM198 176H197V180H196V182H203L204 180H206V179H208V178H206L205 176H203L202 178H199L198 179ZM66 177V176H65ZM227 177V176H226ZM247 177V176H246ZM69 178V177H68ZM71 178V177H70ZM18 179V178H17ZM73 179H74V177H73ZM76 179V178H75ZM79 179V178H78ZM116 180V179H115ZM210 180V179H209ZM7 181V186L9 187V186H11V188H15V186H14V182L13 181H15L14 180V177H13V179H12V177L11 176H9V178L6 180ZM78 181H80V180H78ZM118 182H119V184H121L122 185V181L120 180V178H118V180H117ZM214 181V180H213ZM247 181H249V180H247ZM21 182V181H20ZM124 182V181H123ZM221 182V181H220ZM19 183V182H18ZM17 183V184H18ZM26 183V182H25ZM212 183V182H211ZM216 183V182H215ZM16 184V183H15ZM226 184V183H225ZM20 185V183L18 184V186ZM195 185V184H194ZM207 185V184H206ZM206 185H204V186H199V187H197L196 189H195V191H198L199 190V188H200V190L199 191H201L203 194H201L200 196H201V198L202 199H204L203 201H205V202H210V204L212 203L213 204V206L214 207H217V208H219L220 206L222 207L223 205H224V203L226 202V201H224L225 200V198L224 199H220V197H218V193H219V190H220V186H216V185H213V184H211V186H206ZM124 186V185H123ZM152 186V185H151ZM223 186V185H222ZM7 187V188H8ZM224 187V186H223ZM229 187V186H228ZM227 187V188H228ZM18 188V187H17ZM9 189H10V187H9ZM204 189V190H203ZM19 190H21V189H19ZM19 190H18V192H19ZM60 190V189H59ZM188 190V189H187ZM57 191V190H56ZM103 191H105V190H103ZM188 192V191H187ZM226 192V191H225ZM231 192V191H230ZM27 193H28V191H27ZM57 193V192H56ZM86 193H87V191H86ZM93 193V192H92ZM195 193V192H194ZM246 193V192H245ZM2 194V193H1ZM4 194V193H3ZM16 194V193H15ZM183 194L186 196V193L185 192H183ZM224 194V193H223ZM20 195V194H19ZM21 195H22V193H21ZM192 195H193V193H192ZM221 195V194H220ZM227 195V194H226ZM244 195V193L242 194V196ZM247 195H248V193H247ZM255 195V194H254ZM54 196H56V200H61V196H59L58 194H56V195H54ZM203 196V197H202ZM222 196V195H221ZM241 196V197H242ZM245 196V195H244ZM251 196V195H250ZM253 196V195H252ZM259 196V195H258ZM23 197H25V196H23ZM76 197V196H75ZM187 197V196H186ZM240 197V198H241ZM249 197V196H248ZM63 198V197H62ZM239 198V197H238ZM239 198V199H240ZM227 199V198H226ZM229 199V198H228ZM244 199H246L247 200V198L245 197ZM251 199H253L252 197H251ZM250 199V200H251ZM15 200V199H14ZM165 200V199H164ZM167 201V200H166ZM201 201V200H200ZM249 201V200H248ZM263 201V202H262ZM39 202V201H38ZM50 202L52 203L53 201H49V204H44L43 203V201H41V203H43V204H41L40 206H36V207H34V208H31V210L30 211H34L35 213H36V211L35 210H37V209H47L48 208V212L50 213H53L54 212V214H55V209H53L52 207L53 206H51L50 205ZM236 202V201H235ZM254 202V201H253ZM18 203V201L16 202V204ZM34 203V202H33ZM48 203V202H47ZM54 203H56V202H53V205H54ZM59 203V202H58ZM164 203V202H163ZM6 204V203H5ZM9 204H11V203H9ZM14 204H15V202H14ZM31 204V203H30ZM40 204V203H39ZM233 204V203H232ZM235 204H238V203H235ZM254 204V203H253ZM23 205V204H22ZM29 205V204H28ZM256 205V204H255ZM255 205H253V206H255ZM55 206V205H54ZM241 206V205H240ZM239 206V207H240ZM246 206V205H245ZM25 207H27V205H25ZM31 207V206H30ZM214 207H212V209L214 208ZM238 206L236 207V208H239ZM243 207V206H242ZM24 208V207H23ZM58 208V207H57ZM210 208V207H209ZM247 208V207H246ZM20 209H22L21 207H18L17 205H11V206H4V207H2L1 209H0V212H2L0 215H3V217H1L2 219H4V220H6V222L4 223V225L6 226V228L7 229H13V232L14 231H19L20 229H21V227L23 226L22 224V222L21 221H18V220H13L14 218H16L17 216H16V211H18V210H20ZM61 209V208H60ZM220 209V208H219ZM222 209V208H221ZM228 209H230V207L228 208ZM240 209V208H239ZM243 209V208H242ZM259 208H257V210H258ZM27 210H28V208H27ZM62 210V209H61ZM60 210V211H61ZM203 210L205 211L204 213H208V217L210 218L209 219V221H207V223H203L202 222V219H200V220H197L198 221V223L200 222V223H203V225L205 224L206 225V227H207V236H208V238H206L205 236H200V235H191L190 234V232L189 233H187V234H185V236H183L181 239H180V241L178 242V248H179V250H182V249H188V248H186L187 247V243L189 244V241H191L192 242V240L194 239H196V237L199 239H205V240H202V243L201 244H205V246L204 247H206V244H208L209 243V241H210V243H212V241H215L216 239H218L216 236V234H215V231H216V229H218V227L219 226H216L217 224V219H218V213L216 214H209V213H211L209 210H208V208H205V207H203ZM218 210V209H217ZM3 211H6V212H4L3 213ZM213 211H215L216 212V210H213ZM223 211V210H222ZM228 211V210H227ZM260 211V210H259ZM263 212H261L260 211V213H259V215H261L262 213L264 214V210H262ZM45 212H46V210H45ZM218 212V211H217ZM232 212V211H231ZM234 212V211H233ZM250 212V211H249ZM19 213V212H18ZM203 213V212H202ZM212 213H214V212H212ZM222 213V212H221ZM230 213V212H229ZM20 214V213H19ZM33 214V213H32ZM53 214V215H54ZM245 214V213H244ZM262 214V215H263ZM31 215V214H30ZM42 215V214H41ZM40 214H39V216H41ZM221 215V214H220ZM229 215V214H228ZM19 216V215H18ZM36 216V215H35ZM39 216H38V218H39ZM49 216V215H48ZM56 216V215H55ZM58 216V215H57ZM56 216V217H57ZM241 216V215H240ZM256 216V215H255ZM254 216V217H255ZM50 217V216H49ZM243 217V216H242ZM245 217V216H244ZM251 218H253L252 216H250ZM35 218H37V217H35ZM121 218H125V216L123 215V213H122V215H121ZM181 218V217H180ZM225 218V217H224ZM56 219V218H55ZM198 219V218H197ZM208 219V218H207ZM207 219H205L204 221H206ZM229 218L227 217L226 219H225V221H227ZM241 219V218H240ZM248 219H250V218H248ZM1 220V219H0ZM20 220V219H19ZM53 220V219H52ZM194 220V219H193ZM192 219L190 220V221H193ZM48 221V220H47ZM189 221V220H188ZM239 221V220H238ZM244 221V220H243ZM250 221H251V219H250ZM253 222H256V224L255 225H257V226H259L258 227V230H257V232L258 231H260V230H263L264 229V223H262V221H260V218H255V219H253L252 220ZM241 222V221H240ZM46 223V222H45ZM193 223V222H192ZM224 223V222H223ZM262 223V224H261ZM44 222L42 221V223H41V221H40V224H39V229H40V226L41 227H43L44 225ZM67 224V223H66ZM219 224H220V222H219ZM240 223H238L237 225H239ZM252 224H254V223H252ZM35 225V224H34ZM236 224L235 225H232L231 227H233L234 228V235L236 236V237H239L240 235H241V232H240V230H236L237 228H235L236 226H237ZM2 225H0V227H1ZM196 226V225H195ZM37 228H38V225L36 226ZM45 227V226H44ZM43 227V228H44ZM65 227V226H64ZM76 227V226H75ZM192 227V226H191ZM223 227V226H222ZM194 228V227H193ZM192 228V229H193ZM1 229V228H0ZM3 229V228H2ZM2 229H1V232H2ZM6 229V231H8ZM38 229V230H39ZM219 229H221L220 227H219ZM4 231V230H3ZM40 231H41V229H40ZM135 232H134V234L135 233H138V231H139V228H136L135 230H134ZM195 231V230H194ZM231 231H233V229H231ZM0 232V233H1ZM9 232V231H8ZM7 232V233H8ZM12 232V233H13ZM37 232V231H36ZM4 233V232H3ZM15 234H16V232H15ZM18 234L19 233H17V236H18ZM37 234H39V233H37ZM142 234V233H141ZM194 234V233H193ZM3 235V234H2ZM8 235H9V233H8ZM5 236V235H4ZM15 236V235H14ZM31 236V235H30ZM129 236V235H128ZM141 236V235H140ZM2 237V236H1ZM10 237V236H9ZM40 237V236H39ZM6 239H7V237H5ZM13 238V237H12ZM27 238V237H26ZM29 238V237H28ZM27 238V239H28ZM36 238V237H35ZM9 239V238H8ZM12 240V239H11ZM33 240H34V238H33ZM33 240L32 241H30L29 240V242L32 244H34V242H33ZM41 240V239H40ZM0 241H2V240H0ZM14 241H17V239L16 240H14ZM158 241V240H157ZM220 241V240H219ZM7 242V241H6ZM8 242H9V240H8ZM18 242V241H17ZM15 242V244H14V246L16 247V246H18L19 244H20V242ZM190 242V243H191ZM208 242V243H207ZM35 243H36V241H35ZM42 243V242H41ZM73 243V242H72ZM75 243V242H74ZM216 243H217V241H216ZM220 243V242H219ZM23 244V243H22ZM27 244V243H26ZM9 245H10V243H9ZM13 245V244H12ZM29 245V244H28ZM49 244H47V246H48ZM51 245V244H50ZM78 245H79V242H78ZM149 245H151L150 243H149ZM218 245V244H217ZM216 245V248L218 249L219 247ZM29 246H31V245H29ZM46 246V245H45ZM63 246V245H62ZM71 246V245H70ZM69 245H68V247H70ZM197 246V245H196ZM209 246V245H208ZM219 246H221L220 244H219ZM41 247V246H40ZM43 247H44V245H43ZM43 247H41V248H43ZM76 247V246H75ZM199 247V246H198ZM210 247V246H209ZM8 248V247H7ZM27 247L26 246H24V247H22V245H21V247L17 250V252L19 253V255H17V254H15V255H17V256H15L12 260H17L19 257V259H21V257H23L24 255H25V249H26ZM39 248V247H38ZM45 248V247H44ZM54 248H56L55 246H54ZM71 248H73V247H71ZM177 248V247H176ZM207 248V247H206ZM35 249V248H34ZM210 248H208L207 250H209ZM217 249H215V250H217ZM10 250H11V248H10ZM55 250V249H54ZM206 250V251H207ZM220 250V249H219ZM7 251V250H6ZM41 251L43 252V250L41 249ZM47 251V250H46ZM66 251V250H65ZM77 251V250H76ZM17 252H15V253H17ZM31 252V251H30ZM36 252V251H35ZM48 252V251H47ZM58 252V251H57ZM64 252V251H63ZM74 253L71 255V253H70V257L68 258V256H67V260H69V261H71V259L73 258V257H77V256H79V253L78 252H75V251H73ZM208 252V251H207ZM226 252V251H225ZM224 252V253H225ZM249 252L253 255V258L255 259V261L256 260H261V257H260V255H263L264 256V238H263V236L260 234V238H259V240H258V242L251 248V250H249ZM28 253H29V250H28ZM67 253H68V249H67ZM87 253V252H86ZM85 252H84V250H83V252H82V254L80 253V256H79V258H81L82 259V261L84 260V259H87V258H89V256L87 257V254H89V253H87L86 254ZM91 253V252H90ZM223 253V252H222ZM6 254V253H5ZM33 254V253H32ZM32 254H26V257L25 258H27V259H29L28 261H33V260H35V262L33 263V264H47L48 263V258L49 257H47L46 256V258H44L45 256H43V257H41V256H39V255H36V257H33L34 256V254L32 255ZM66 254V253H65ZM208 255H210V253H207ZM4 255V254H3ZM12 255V254H11ZM10 255V257H13V256H11ZM59 255V254H58ZM62 255L64 256V254L62 253ZM206 255V254H205ZM0 256H2V255H0ZM6 256V255H5ZM4 256V257H5ZM9 255L7 254V257H8ZM91 256V255H90ZM240 256H241V254H240ZM243 256V255H242ZM241 256V257H242ZM59 257V256H58ZM62 257V256H61ZM66 257V256H65ZM124 257V256H123ZM203 257H205V256H203ZM211 257V256H210ZM1 258V257H0ZM4 259V258H3ZM58 259H60V258H58ZM65 258H64V260H66ZM81 259H80V261H81ZM90 259V258H89ZM89 259H87V260H89ZM213 260L212 261H214V258H212ZM9 260V259H8ZM62 260H63V258H62ZM63 260V261H64ZM86 260V261H87ZM91 260V259H90ZM90 260H89V262H90ZM1 261V260H0ZM13 262V261H12ZM68 262V261H67ZM66 262V263H67ZM78 262V261H77ZM84 262V261H83ZM83 262H81L80 264H82ZM28 263V262H27ZM65 263V264H66ZM86 264H88V263H86ZM252 264H254V261L252 262Z\"/></svg>", "mask_w": 264, "mask_h": 264}]
</instances>
